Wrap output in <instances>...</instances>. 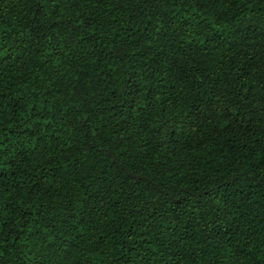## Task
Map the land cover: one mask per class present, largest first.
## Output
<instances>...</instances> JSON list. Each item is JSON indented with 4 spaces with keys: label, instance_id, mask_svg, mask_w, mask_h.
<instances>
[{
    "label": "trees",
    "instance_id": "trees-1",
    "mask_svg": "<svg viewBox=\"0 0 264 264\" xmlns=\"http://www.w3.org/2000/svg\"><path fill=\"white\" fill-rule=\"evenodd\" d=\"M0 264H264V0H0Z\"/></svg>",
    "mask_w": 264,
    "mask_h": 264
}]
</instances>
